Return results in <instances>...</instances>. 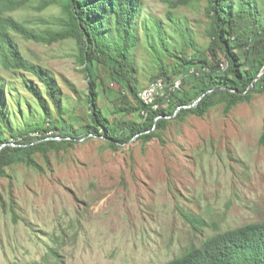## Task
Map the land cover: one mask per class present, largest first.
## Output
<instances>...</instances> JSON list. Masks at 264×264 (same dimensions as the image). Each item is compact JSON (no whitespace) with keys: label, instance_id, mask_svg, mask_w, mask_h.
Instances as JSON below:
<instances>
[{"label":"rangeland","instance_id":"rangeland-1","mask_svg":"<svg viewBox=\"0 0 264 264\" xmlns=\"http://www.w3.org/2000/svg\"><path fill=\"white\" fill-rule=\"evenodd\" d=\"M40 4L33 0L9 13L32 27H64L62 2L44 9ZM206 5V0H197L173 11L202 46L209 42ZM168 9L161 0H145L140 20L151 24L153 17L163 19L167 42L181 50L184 42L167 18ZM15 37L29 60L54 71L67 96L66 116L89 118L88 79L76 41L48 44L18 33ZM178 49L173 51L181 52ZM186 51L192 53L188 47ZM134 59L141 95L160 67L143 28ZM162 59L167 68L176 63L170 55ZM0 73L15 127L44 116L25 79L43 91L56 116L33 73ZM109 85L100 100L108 108L120 95L116 82ZM110 113L111 119L119 118ZM125 119L140 121L142 116L131 113ZM263 119L264 92H256L251 101L229 112L219 105L204 116L173 118L162 140L156 137L144 144L136 136L113 148L103 135L77 137L47 156L37 152V167H9V176L0 177L7 203V210L0 203V264H164L209 235L264 220V144L259 143Z\"/></svg>","mask_w":264,"mask_h":264},{"label":"trees","instance_id":"trees-1","mask_svg":"<svg viewBox=\"0 0 264 264\" xmlns=\"http://www.w3.org/2000/svg\"><path fill=\"white\" fill-rule=\"evenodd\" d=\"M32 1L0 0V71L33 73L52 101L56 116L50 113L43 91L25 79L27 88L38 97L44 116L15 127L5 101L7 86L0 73V177L9 176L8 168L20 163L39 166L37 152L47 156L50 150H61L77 137L103 135L113 148L136 136L144 144L156 137L162 140L173 118L204 116L219 105L229 112L240 102L251 101L254 93L264 92V76L248 90L264 68V3L260 0H206L210 18L206 46L173 14L177 8L197 0H161L169 8V22L184 42L181 50L178 44L167 42L169 32L163 19L153 17L151 24L140 20L145 0H41L39 8L43 9L53 2H62L67 18L61 29L32 27L9 13ZM141 28L160 64L151 81L163 78L165 83L167 95L158 97V107L139 97L134 52L140 44ZM15 33L48 44L70 38L76 41L77 57L88 79L85 101L89 118L75 113L66 116L69 107L63 101L67 96L64 97L54 71L29 60ZM187 47L192 53L186 51ZM163 54L175 59L173 67H165ZM108 78L120 86L119 98L110 108L100 103L111 89ZM179 79L181 88L175 91ZM110 112L119 118L111 119ZM131 113L142 119H125ZM259 143L264 144V119ZM0 203L7 210L1 192ZM164 264H264V220L209 235L200 245Z\"/></svg>","mask_w":264,"mask_h":264},{"label":"bare ground","instance_id":"bare-ground-1","mask_svg":"<svg viewBox=\"0 0 264 264\" xmlns=\"http://www.w3.org/2000/svg\"><path fill=\"white\" fill-rule=\"evenodd\" d=\"M160 79L163 81V91L161 92V94L155 96V97H141L142 101L146 104H149V105H152L154 107H158L159 106V103L157 102V99L159 96H162V95H165L166 93V89H165V83H164V80L163 78H157L153 81H151L145 88L144 90L142 91L141 95H146L152 88H154L156 86V81ZM177 83V82H176ZM172 88V87H171ZM167 95V94H166ZM165 95V96H166Z\"/></svg>","mask_w":264,"mask_h":264},{"label":"built area","instance_id":"built-area-1","mask_svg":"<svg viewBox=\"0 0 264 264\" xmlns=\"http://www.w3.org/2000/svg\"><path fill=\"white\" fill-rule=\"evenodd\" d=\"M181 88V80L179 79L177 83L175 84L174 90L176 91L177 89ZM163 91V81L158 79L156 81V86L152 88L146 95H139V97H155Z\"/></svg>","mask_w":264,"mask_h":264},{"label":"water","instance_id":"water-1","mask_svg":"<svg viewBox=\"0 0 264 264\" xmlns=\"http://www.w3.org/2000/svg\"><path fill=\"white\" fill-rule=\"evenodd\" d=\"M262 76H264V68L263 70L258 74V76L253 80V82L251 83L250 87L248 88V90H251L254 86L256 81L261 78ZM204 95V94H203ZM201 99V97H199L192 105H195L199 100ZM191 105H185V107H188ZM58 138V137H57Z\"/></svg>","mask_w":264,"mask_h":264}]
</instances>
